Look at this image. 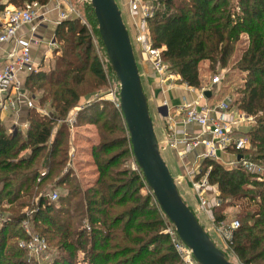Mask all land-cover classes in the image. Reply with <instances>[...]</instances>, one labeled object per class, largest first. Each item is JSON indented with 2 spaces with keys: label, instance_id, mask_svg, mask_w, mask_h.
Returning a JSON list of instances; mask_svg holds the SVG:
<instances>
[{
  "label": "trees",
  "instance_id": "obj_1",
  "mask_svg": "<svg viewBox=\"0 0 264 264\" xmlns=\"http://www.w3.org/2000/svg\"><path fill=\"white\" fill-rule=\"evenodd\" d=\"M33 1L45 5L49 0H14V4ZM88 11L100 39L90 3ZM78 20L57 24L54 41L59 46L53 50L52 65L24 80L33 102L24 133L7 132L0 120V209L11 214L0 227V264H38L17 245L27 237L22 228L27 217L51 250L46 264H182L163 232L168 219L152 193L140 192L142 187L150 189L140 169L138 173L114 169L125 153L108 155L114 148L130 146L120 109H112L109 119L99 125L100 142L90 151L96 169L92 184L82 190L71 172L63 171L67 153L61 146L68 129L64 119L87 88L94 90L103 83L90 36ZM147 28L151 46L163 47L161 57L168 71L187 86L201 88L199 70L205 62L212 73L221 69L225 76L241 80L229 108L235 106L253 117L254 125L245 133L249 146L229 148L227 153L264 164V0H155ZM35 89L42 91L37 104ZM45 102L50 108L47 115L36 109ZM95 116L87 122L95 123ZM117 132L124 136H113ZM198 170L196 178L206 175L219 191L221 203L212 208L215 221L228 216L226 208H238L232 214L239 227L230 250L242 264H264V176L240 166L226 168L211 157L203 158ZM52 175L56 180L50 190L61 184L68 187L56 201L38 193ZM31 197L36 198L32 206ZM25 206L36 209L25 216L21 210ZM82 219L89 229L80 223Z\"/></svg>",
  "mask_w": 264,
  "mask_h": 264
},
{
  "label": "built area",
  "instance_id": "obj_2",
  "mask_svg": "<svg viewBox=\"0 0 264 264\" xmlns=\"http://www.w3.org/2000/svg\"><path fill=\"white\" fill-rule=\"evenodd\" d=\"M63 0H54L55 7L59 10V20L69 19L72 16H79L75 6L65 4ZM41 5L35 1L25 2L22 6L5 7L3 8L1 18L3 20L0 24V43L14 42L12 49L6 54L3 66L0 69V110L5 112H15L17 105L24 102L28 108L33 106L32 99L26 94L24 89V80L30 73H36L41 70V66L36 63L31 56L29 43L20 44L16 39L17 31L24 25L34 24L39 18V9ZM154 6L151 0H129L128 14L133 19L134 41L138 44L141 52L146 56L153 72L159 76L161 82L166 81V74L168 72L167 64L161 57L163 47L154 48L149 42V33L147 28V18L153 14ZM34 27L32 26L31 44H38L39 41L34 37ZM49 45L55 44L54 38ZM23 77V78H22ZM166 77V78H165ZM219 76H215L211 82V88L214 90L219 82ZM200 95L203 96L201 90ZM184 110V118L181 123L197 124L201 127L203 133H209L210 138L203 140L205 146V153L201 159L211 157L219 160L220 152H227L229 148L241 150L247 147L244 139H233L231 133L242 124L246 123L248 118L241 116L235 118L227 117V112L230 111L229 104L223 101L218 106L197 108L194 104H185L182 108ZM76 113H70L65 119L68 128L71 130L75 122ZM248 116V115H247ZM169 120L171 118L169 117ZM20 131L26 127V124H20ZM172 145L175 141H171ZM195 147L199 144L198 139L191 141ZM226 168L240 166L243 170L249 173H254L259 176H264V165L254 161L246 160L243 157L237 159V155L233 154L232 160L228 162H220ZM199 173L198 166L191 173V181L195 191L196 200L202 210L208 211L212 214V208L220 205L219 191L215 186L208 183L206 175L199 179L196 175ZM44 172H42V175ZM215 189H214V188ZM212 189V198L214 204H211L208 196V191ZM48 198L50 201H56L58 194L55 191H50ZM213 223V232L218 235L220 244L226 248L229 247L234 230L239 227V221L227 216L223 220L215 221L211 218ZM166 227L163 230L170 238L172 246L176 251L182 264H199L193 257L191 249L186 246L178 237L174 225L167 220ZM22 228L26 234L25 239L18 240V247L26 250V252L38 264H46L51 260V250L46 240L33 230L31 221L26 218L22 221ZM89 229L88 225L86 226ZM217 242V243H218ZM219 245V243H218ZM221 249V248H220Z\"/></svg>",
  "mask_w": 264,
  "mask_h": 264
},
{
  "label": "crops",
  "instance_id": "obj_3",
  "mask_svg": "<svg viewBox=\"0 0 264 264\" xmlns=\"http://www.w3.org/2000/svg\"><path fill=\"white\" fill-rule=\"evenodd\" d=\"M115 2L121 10L122 18L128 31L129 28L133 29V19L128 14L129 0H115ZM7 6H16L14 0H0V24L3 22L1 18L3 8ZM39 15L40 18L33 25H24L17 31L16 39L20 44L29 43L31 45V56L34 61L41 68L46 67L45 69H47L52 65L53 50L55 49L53 47L55 44L49 45L48 42L53 40L54 30L60 22L59 10L55 7L54 1L50 0L45 5H41ZM32 26L35 28L33 31L34 37L39 41L35 45L30 42L33 35L31 32ZM13 45L14 42L12 41L0 43V69L3 66L6 54L12 49ZM135 60L142 89L147 97L149 114L158 140L160 154L174 178L182 199L195 213L204 229L207 232L213 231L211 219L213 215L208 211L202 210L199 206L190 177L191 173L194 172L201 162V156L206 151L203 140L209 139L210 135L209 133H203L201 127L197 124H184L180 121L184 118V110L182 108L185 104H194L197 108H202L207 105V101H217L216 93H212L208 98L201 96L199 90L181 82L179 75H177V82H161L154 74L148 59L141 50L138 51V54L136 53ZM214 91L218 92L219 86H216V88L214 86ZM151 101L154 104V111L151 108ZM27 111L28 107L24 102H21L17 105L15 112L0 110V120L4 124L13 127L15 123L26 122ZM229 112H227V117ZM169 117L171 120H169ZM193 139L199 140V144L195 147L191 143ZM171 141H175V144L172 145ZM219 157L220 162H228L232 160L233 155L227 152H220ZM211 195L212 189L208 191V196L211 204H214V198ZM232 210V207H229L224 213L228 216L232 215ZM211 238L214 241V238Z\"/></svg>",
  "mask_w": 264,
  "mask_h": 264
},
{
  "label": "water",
  "instance_id": "obj_4",
  "mask_svg": "<svg viewBox=\"0 0 264 264\" xmlns=\"http://www.w3.org/2000/svg\"><path fill=\"white\" fill-rule=\"evenodd\" d=\"M111 69L119 83V108L128 132L131 153L147 186L180 240L199 264H234L225 257L182 199L164 162L149 114L133 45L115 0H89ZM205 97L211 92L204 90ZM242 155L238 154L237 159Z\"/></svg>",
  "mask_w": 264,
  "mask_h": 264
},
{
  "label": "rangeland",
  "instance_id": "obj_5",
  "mask_svg": "<svg viewBox=\"0 0 264 264\" xmlns=\"http://www.w3.org/2000/svg\"><path fill=\"white\" fill-rule=\"evenodd\" d=\"M50 1V0H49ZM54 1V0H52ZM146 1L147 0H143ZM63 6L65 4H70L72 6L76 7V10L78 12V17H71L70 19H80L79 25H84L87 34H89L91 43H92V53L95 57V60L99 64V67L101 69L102 77H103V83L98 86L97 89L90 90L88 91L89 88H87V93L85 95H82L81 98L79 99L78 103L76 106L70 109L68 112L66 118L70 115V113H76L75 116V122L73 128L70 130L69 128L65 131V137H64V144L61 146V148H65V152L67 153V161L65 163V168L63 171L65 172L66 170H69L71 172V178H73L76 182V184H80L79 188L82 190L84 187H87L92 184L94 177H96V169L92 161V157L90 156V151L93 145H96L100 142V135H99V125L104 121V119H109V114L112 109H120L119 108V83L111 69L110 63L107 59L105 49L97 36L92 21L90 19L89 11H88V4L90 3L89 0H63ZM153 6L155 4V0H151ZM16 7L22 6V3L17 2L15 3ZM67 20V19H65ZM133 28V27H132ZM129 36L131 39V43L133 45V51L136 56V53L138 54L139 46L136 44L134 41V28L130 29L129 28ZM59 44L55 42V49L58 47ZM52 56V55H51ZM54 57V55L52 56ZM53 62V61H52ZM168 67V66H167ZM46 68V67H45ZM42 67L41 69H45ZM48 69V68H47ZM217 72L212 73L208 69V63H202L200 65V70H199V76L201 78L202 86L199 89V91L202 92L204 90H209L212 93H216L215 97L217 101L214 102H209L207 101L208 107H216L223 101L226 103L230 104L231 100L235 97V93L237 90V87L241 84V80L236 77L232 76H225V70L217 69ZM155 74V73H154ZM166 82H177V74H174L173 72L168 71L166 74ZM157 76V75H156ZM215 76H219L220 80L217 83V86H219V91H214L211 88V82L213 81ZM159 78V76H157ZM160 79V78H159ZM35 94H36V99H35V104H37V99L39 95H41L42 91L41 90H36L35 89ZM204 96V94H203ZM205 97V96H204ZM151 108L152 111H154V104L151 101ZM232 109L230 110L228 117L229 118H235V117H251L247 116L245 113L242 111L238 110L235 106L231 107ZM39 113L47 115L49 112V104L45 102L42 106H39L36 108ZM95 113V114H94ZM96 115V119L94 120L95 123H89L87 122V119L90 118V116ZM84 116V117H83ZM65 118V119H66ZM64 119V122H65ZM66 123V122H65ZM21 124V123H20ZM20 124H16L11 127V125H6V131L10 132L12 130H17L21 129ZM27 127V122H25ZM254 125V118L251 117L248 118L247 122L242 124L240 127L237 129H234L231 133V136L233 139L236 138H241L244 139L247 146L248 144V138L245 135V133L251 128V126ZM60 126V122L54 125L53 127V134L56 132L58 127ZM25 128H23L21 131L24 133ZM127 133V132H126ZM113 136L116 137H123L124 134L121 132L115 133ZM29 151L26 150L24 153H28ZM124 152V156L119 157L118 159V164L114 169H118L121 171L123 170H129V171H134L138 173V166L133 158V155L130 150V146H120L117 148H114L111 153H108V155H122L121 153ZM23 154V153H22ZM220 160V157H219ZM222 162V161H221ZM223 163H225L223 161ZM264 165V164H263ZM44 172V171H43ZM45 173V172H44ZM42 174V173H41ZM56 180V176L52 175L48 182H45L42 184V186L38 189V193H49L50 191H55L58 195H66L67 193V185L66 184H61L60 186H56L53 188L48 187L49 185H52ZM44 190V191H43ZM49 190V191H48ZM140 192L142 195H146L147 193H152L151 190L146 189L145 187H142L140 189ZM20 200L25 201L24 198H21ZM30 203L32 206V203L36 202V198H30ZM36 209L35 207L33 210H31V207L25 206L22 210V212H25V216H28L29 214L32 213ZM229 208H226L225 211H227ZM233 213L238 211V208L232 207ZM11 214H9L7 208L0 209V227L3 225V223L8 220V217H10ZM232 217V215H229ZM29 218V217H27ZM80 223L86 227L88 225L87 221L85 219L80 220ZM81 228V226H80ZM206 231V230H205ZM207 232V231H206ZM210 237L214 238L215 244L221 248V250L224 252L226 258L233 262L234 264H242L236 255L230 250V248H226L223 244H220V239H218V235L215 234L212 230L207 232ZM12 241V240H11ZM219 245H218V243ZM54 251V248H52ZM54 252H52L53 254ZM27 255L30 257V255L27 253ZM52 256V255H50ZM81 256V254H79ZM32 258V257H30ZM33 259V258H32ZM34 261V259H33ZM174 264H178V261L174 262Z\"/></svg>",
  "mask_w": 264,
  "mask_h": 264
}]
</instances>
